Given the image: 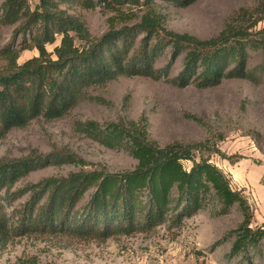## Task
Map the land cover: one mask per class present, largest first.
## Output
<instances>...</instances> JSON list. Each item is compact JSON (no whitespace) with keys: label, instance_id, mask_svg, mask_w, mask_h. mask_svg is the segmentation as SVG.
<instances>
[{"label":"trees","instance_id":"16d2710c","mask_svg":"<svg viewBox=\"0 0 264 264\" xmlns=\"http://www.w3.org/2000/svg\"><path fill=\"white\" fill-rule=\"evenodd\" d=\"M119 11L131 5L142 10L133 25L118 26L112 20L100 36H93L84 18L72 12L90 6L91 0H3L0 25L17 24L20 41L0 47V141L13 129L36 118H63L85 101H101L92 90L120 77L165 78L178 87L219 85L226 78H254L249 69L250 49L263 60L256 67L264 75V0L240 7L215 35L200 38L188 32L168 30L158 6L188 7L198 0H99ZM59 44L49 51L48 44ZM36 49L38 54L20 63V54ZM169 49L168 62L157 67ZM181 58V70L171 71ZM261 77V76H260ZM86 122L84 129L93 127ZM106 136L126 140L137 159L135 170L109 172L79 170L65 176L47 177L31 184L29 195L10 219L0 216V251L13 236L65 235L106 240L116 235L148 231L169 222L179 226L204 205L203 179L211 182L225 199L244 202L242 189L203 154L204 150L235 163L241 154H227L207 141H172L160 145L148 132L144 116L139 121L120 119L106 123ZM75 154L54 149L34 151L24 157L0 161V192L30 173L49 165L76 161ZM193 162L187 170L182 161ZM90 191L88 201L75 209L78 199ZM71 192L64 214L58 217V201ZM264 239V228L250 230ZM13 264H41L33 256L19 257Z\"/></svg>","mask_w":264,"mask_h":264},{"label":"rangeland","instance_id":"374dc122","mask_svg":"<svg viewBox=\"0 0 264 264\" xmlns=\"http://www.w3.org/2000/svg\"><path fill=\"white\" fill-rule=\"evenodd\" d=\"M91 2L88 7L78 6L71 11L84 18L93 36L105 32L112 20H117L118 26L133 25L142 14L140 8L131 5L116 11L99 0ZM29 3L34 8L38 0ZM255 3L256 0H198L188 7L161 4L158 10L168 30L208 38L217 34L240 7ZM263 25L264 22L259 23ZM16 28L17 24L0 25V47L12 41L18 44L21 36ZM59 42L58 36L54 44L47 45L48 50L53 51ZM37 54L36 49L23 50L18 61L22 63ZM250 55L249 69L254 78H226L210 87H178L165 78L120 77L92 90L101 101H85L63 118H36L26 127L13 129L0 141V161L54 149L69 151L77 159L46 166L4 188L0 192V216L10 219L29 195L25 190L47 177L79 170H135L138 161L127 141H112L106 136V123L120 119L139 121L144 116L150 138L160 145L175 140L207 141L227 154L255 156V161H263L264 75L256 67L263 56L253 49ZM168 59L169 49L157 67L164 66ZM180 70L181 58L175 62L170 76H176ZM88 121L94 125L86 130ZM200 154L222 169L224 159L219 155L204 150L197 153V159ZM182 163L187 170L193 165L191 160ZM202 183L206 190L203 207L179 226L166 222L148 231L106 240L54 234L13 236L0 251V264H13L24 256L36 257L41 264H264V239L250 233L264 228V220L255 215L243 190L240 196L244 202L229 201L211 182L203 179ZM89 195L90 191L83 194L75 209L82 208ZM72 199L71 192H62L58 217Z\"/></svg>","mask_w":264,"mask_h":264},{"label":"crops","instance_id":"0c3cea01","mask_svg":"<svg viewBox=\"0 0 264 264\" xmlns=\"http://www.w3.org/2000/svg\"><path fill=\"white\" fill-rule=\"evenodd\" d=\"M252 157L231 163L221 160L223 171L231 178L234 188L242 189L255 215L264 220V159L257 162Z\"/></svg>","mask_w":264,"mask_h":264}]
</instances>
